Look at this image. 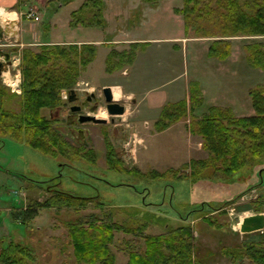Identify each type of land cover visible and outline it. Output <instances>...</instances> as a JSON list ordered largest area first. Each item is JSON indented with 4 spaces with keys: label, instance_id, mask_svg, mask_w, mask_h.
Here are the masks:
<instances>
[{
    "label": "rangeland",
    "instance_id": "374dc122",
    "mask_svg": "<svg viewBox=\"0 0 264 264\" xmlns=\"http://www.w3.org/2000/svg\"><path fill=\"white\" fill-rule=\"evenodd\" d=\"M86 1L88 0H18L16 4L18 11L23 7L25 9L23 15L18 13L17 21L29 22H22L24 38L18 37L19 43L12 38V41L0 44V50L9 53L13 61L9 71L0 78V88L5 89L8 96H12L11 99L4 98L5 109L12 111L19 108L20 98L17 96L22 95V55L23 51L29 48L39 51L40 45L48 43L94 44L97 46V53L77 83L80 84V89L101 94L105 87L120 82L126 89L128 84L136 85L137 90L145 94L158 83L162 85L159 90L173 88L188 76V70L193 75L192 63L194 60L197 61L196 51L208 47L210 49L216 40L197 38L192 34L186 36L201 41L189 44L188 67L185 56L183 58L181 53H178L177 57L171 59L168 56L165 58L160 56L157 62L151 59L153 61L151 67H149L151 63L141 60L135 69L130 66L129 76L122 73L129 66L110 74L106 71V58L115 49L128 51L130 45L125 43L127 38L182 37L185 31L184 20L176 10L184 7V0H164L161 8L152 12L150 10L147 12L146 6H156L163 0L155 5L144 0H104L106 7L104 29L97 26L72 28L69 26L72 14ZM30 12L37 15L40 21L28 19L26 15ZM9 21H13L12 18ZM30 21L35 23L32 24ZM36 37L38 39H35ZM228 40L233 47L230 56L234 59L233 64L227 67L225 63H221L223 61L215 59L217 66L215 77L219 81L212 87L209 100H220L225 91H231L227 86L232 87L233 95H236L237 99L245 96V103L236 110L230 109L238 118L251 117L254 110L249 91L258 86L264 87V69L248 64L245 46L264 44V37L244 36ZM12 48L13 52L10 50ZM151 72L169 75L165 79L161 75L152 78ZM18 79L20 89H16ZM113 88V91L117 89ZM13 89L21 91L20 94ZM114 98L125 105L127 113L123 117L114 118L115 122L110 123L111 118L104 108H101L95 116L106 119L109 124L87 126L93 139L88 140L89 147L85 148L84 152L93 151L95 162L92 163L82 157L77 158L78 160L73 163L74 168L63 170V176L55 181L49 180L60 174V163H70L68 159L47 156L23 141L0 134V241L4 240L3 246L11 242L28 246L34 255L32 264H74L73 247L68 236L69 223L80 220L85 222L94 216L107 221L112 215L113 221L120 224L124 230L115 233L111 249L116 255V264H128L129 252L144 248L143 234H164L167 231L163 225L168 224L173 228L184 225L182 218H186L188 213L200 204L221 205L243 194L237 203L226 208L225 215L212 216L223 225L222 229L209 227L196 220L193 228L196 256L205 259L206 264H231L222 256V248L237 246L245 240L254 243L259 241L258 232L248 236L241 234L240 222L247 216L258 214L257 210L264 213V190L249 189L264 182V172L262 174L264 160L254 172L242 173L240 180L219 178L216 181L193 184L180 179L183 175L190 174V168L184 169L185 165L190 166L193 160L208 158V152L203 149V138L194 135L191 126L194 118H200L211 107H218L213 106L215 103H205L204 99L203 106L198 108L193 116L190 115L178 122L181 129L180 137L177 135L179 130L176 129L154 138V134L158 132L151 116L148 123L140 121L142 115L139 113V100L122 95L120 98L114 95ZM246 99L249 104H246ZM227 104L225 103L226 106L222 108H229ZM43 114L49 116V111L46 110ZM105 135L123 158V161H119L118 171L110 169L111 166L107 162ZM155 171L165 175L156 177ZM146 175L149 179H145ZM55 184L57 185L53 186ZM49 187L54 192H49ZM56 192L75 197L95 198L103 207L94 203L83 206L75 204L73 207L56 206L51 209L37 206L57 195ZM30 209L36 210L31 218L28 214ZM120 210L138 215L135 218L122 216L119 214ZM147 213L156 216L145 218ZM145 223L147 226L145 233L135 231L137 225Z\"/></svg>",
    "mask_w": 264,
    "mask_h": 264
},
{
    "label": "trees",
    "instance_id": "16d2710c",
    "mask_svg": "<svg viewBox=\"0 0 264 264\" xmlns=\"http://www.w3.org/2000/svg\"><path fill=\"white\" fill-rule=\"evenodd\" d=\"M155 5L161 0H144ZM104 0H88L72 14L70 26L93 27L104 29ZM183 17L185 34L197 38H216L212 43L208 57L226 61L232 55L230 38L244 36L264 37V0H184V7L176 10ZM110 42V41H108ZM148 43H134L128 51L112 50L106 58V71L110 74L131 66L140 48ZM246 59L251 67L264 69V44L245 46ZM97 46L94 44H42L39 51L31 48L23 51L21 71L23 76L22 95L18 110L5 109L4 98L11 99L5 89L0 88V134L14 137L25 142L31 148L53 158H84L95 162L93 151L73 150L72 146L54 128V122L43 114L65 105L62 99L64 90L76 88L82 73L94 61ZM254 115L236 117L230 108L211 107L200 118L192 121L191 132L203 138V149L208 158L193 160L190 174L181 180L193 184L201 181H216L219 178L242 179L241 174L254 172L264 160V87L258 86L249 91ZM204 104V97L198 82L190 84V100L167 104L155 123L158 133L164 132L174 124L194 115ZM107 162L110 169L118 171L119 159L109 137L106 135ZM264 170H262L263 174ZM155 176L165 174L154 172ZM145 179H149L146 175ZM262 188L264 182L249 189ZM53 192V191H49ZM52 198L38 204L41 208L56 206L73 207L75 204H96L103 207L95 198L75 197L56 192ZM244 196L221 205L200 204L183 217L184 225L171 227L163 225L167 232L160 235L143 234L144 248L129 252L128 264H206L205 259L196 256L193 231L202 221L209 227L222 229L216 214L225 215L226 208L237 203ZM36 210L30 209V218ZM257 213L261 211L257 210ZM122 216L135 218L137 215L120 210ZM156 216L147 213L146 216ZM114 216V215H113ZM195 216V217H194ZM109 220L103 221L96 216L85 222L69 223V239L73 247L74 264H116V255L111 249L115 233L123 231L120 224ZM111 218V219H110ZM192 219V220H191ZM161 220V219H160ZM192 222L194 224L192 225ZM194 227H192V226ZM146 223L137 225L136 232L145 233ZM129 232V231H127ZM258 242L243 241L233 247H224L221 254L231 264H264V232ZM248 236V234L244 235ZM0 241V264H32L34 255L28 246L11 242L3 246Z\"/></svg>",
    "mask_w": 264,
    "mask_h": 264
},
{
    "label": "crops",
    "instance_id": "0c3cea01",
    "mask_svg": "<svg viewBox=\"0 0 264 264\" xmlns=\"http://www.w3.org/2000/svg\"><path fill=\"white\" fill-rule=\"evenodd\" d=\"M17 2L18 0H0V21L6 22L11 20H16L18 19V13L21 15L24 14L23 10L25 9L20 8L19 11L17 9ZM165 1H161L158 5L156 6H146V11L152 12L153 10H157V8H161V5H163ZM146 14V13H145ZM174 14V13H173ZM174 16L178 19L180 17L176 14ZM26 18V17H25ZM18 22V21H17ZM22 22H29V21H21L19 23V27L17 30L19 31V38L18 39H23L24 38V29L22 28ZM71 22V21H70ZM69 22V26H70ZM30 23L34 24L35 22L30 21ZM35 39H38L36 37ZM175 40V41H171ZM197 39H192V38H187L184 35L180 38L176 39H169V38H161V37H131L127 38V41L125 43L131 45L134 43L142 44V43H148L147 45L144 46V48H140L139 52L136 55V59L134 63L131 65L132 68L135 69V66L139 64V62L146 61L151 63L149 67L153 66V61L151 59H154L156 62L158 61V58L161 56L162 58H165V56L170 57H177L178 53H181V55L185 56V63H187V67L189 65V44H197L198 42L201 41H196ZM199 40V39H198ZM7 42L12 41L11 38L6 39ZM37 41V40H36ZM111 43V42H110ZM63 44V43H62ZM183 45V46H182ZM200 46V45H198ZM142 51V53H141ZM197 61L194 60L193 64V75L189 74L187 77L183 78V81L181 83H178L176 86L169 90H159V88L162 86L159 83L156 86H153V88L150 89V91L144 93H140L137 89L136 85L133 84H128L127 89L124 88V84L120 82H115L112 84L110 87L114 90L113 87H116L117 89L114 92V95L116 93L122 95L123 97H127L129 99H134L137 98L139 101L140 105V111L139 113L142 115L140 117V121H144V123H148L149 117L151 116L152 122L155 124L161 114L162 109L169 103H176L182 100H187L189 102L190 100V84L191 82H198L200 84V87L202 89V92L204 94V99L205 103H211L213 102V106H218V107H225V103H228L232 110H236L237 108L240 107V105H243L245 103V96H240L238 99L236 95H233V88H229L227 86V89L231 90L228 92H224L223 95L221 96L220 100H209V95L212 87H215L216 84H218L219 79H217L216 76V60L209 58L208 57V52H209V47L207 49H201L197 50ZM143 58V59H142ZM234 59L230 58L226 61H219L221 63H225L227 67H231L233 64ZM162 62V61H161ZM218 62V61H217ZM157 65V64H156ZM169 65V64H168ZM241 65V63H240ZM130 66L126 68L122 73L126 74L127 76L130 75ZM148 67V69H149ZM151 77L155 78L158 77V75H161L164 77H168L169 73L165 75V73H153L151 72ZM211 73V75H210ZM179 82V81H178ZM214 89V88H213ZM247 100V99H246ZM209 101V102H208ZM211 101V102H210ZM246 104L248 103V100L246 101ZM221 105H218V104ZM178 129L179 132L177 135L180 137L181 129L180 125L175 124L171 126L169 129H167L164 132L161 133H155L154 138H156L159 135H163L169 132H172L173 130ZM185 223V222H183ZM194 222H192L193 224Z\"/></svg>",
    "mask_w": 264,
    "mask_h": 264
},
{
    "label": "flooded vegetation",
    "instance_id": "af4514ba",
    "mask_svg": "<svg viewBox=\"0 0 264 264\" xmlns=\"http://www.w3.org/2000/svg\"><path fill=\"white\" fill-rule=\"evenodd\" d=\"M14 48V47H13ZM12 49L11 52H13ZM3 51V50H2ZM6 52V51H4ZM7 53V52H6ZM12 58V57H11ZM0 61L4 62L5 59L0 57ZM1 78V77H0ZM65 91V90H64ZM63 91V92H64ZM76 91V95L71 96V93L66 90L67 97L63 96L62 92V99L65 101V105L54 110L49 111V117L54 122V128L61 134V136L72 146L73 150H85L88 149L89 139H93L92 135L90 134V128L87 127L88 125H108L109 123L104 124H96L94 122L84 121V117H93L95 114L101 109L104 108L106 113L108 114V106L110 105L106 101V95L102 91L101 94H97L95 91H89L87 89H78ZM72 97V102L69 100ZM118 103L120 106L125 108V114L127 113V109L124 104L120 103L119 101H114ZM121 107H114L113 110H120ZM124 114V115H125ZM124 115L112 116L108 114L110 119V123L115 122L116 117H123ZM106 139V135H105ZM87 151V150H86ZM117 158L120 161H123L122 156L115 150ZM78 160L77 157L72 158L70 163H60V174L50 179L49 181H55L63 176V170L74 168L73 163ZM72 162V163H71ZM48 181V182H49ZM57 184L53 185L56 186ZM48 191L51 190V187L48 188ZM54 192V191H53ZM84 198V197H83ZM91 199V198H89ZM93 199V198H92Z\"/></svg>",
    "mask_w": 264,
    "mask_h": 264
},
{
    "label": "water",
    "instance_id": "95a60500",
    "mask_svg": "<svg viewBox=\"0 0 264 264\" xmlns=\"http://www.w3.org/2000/svg\"><path fill=\"white\" fill-rule=\"evenodd\" d=\"M19 27V23L16 20L13 21H6L2 22L0 21V44H3L7 38H13L16 39V42L19 43V40L17 38L19 37V31L17 28ZM16 50V49H15ZM0 57H3L5 59L4 62L0 61V77L4 73H7L10 69V67L13 65V61L11 58V55L9 53H5L4 51L0 50ZM103 92L106 95V101L110 104L108 106V114L112 116H118V115H124L125 114V108L120 106L118 103H115L114 101V92L112 87H105L103 89ZM71 96L76 95V91L72 90L70 91ZM69 102H72V97L69 100ZM121 107L120 110H113L114 107ZM84 121L94 122L96 124H104L107 123L106 119H100L96 116L93 117H84ZM240 233L241 234H251L255 232H263L264 231V213H258L255 215L247 216L243 219L242 222H240Z\"/></svg>",
    "mask_w": 264,
    "mask_h": 264
},
{
    "label": "built area",
    "instance_id": "2783aa9c",
    "mask_svg": "<svg viewBox=\"0 0 264 264\" xmlns=\"http://www.w3.org/2000/svg\"><path fill=\"white\" fill-rule=\"evenodd\" d=\"M26 17H27L28 19H34L35 21H39V20H40V18H39L37 15H35L34 13H32V12H30L29 14H27ZM16 80H17V79H16ZM18 80H19V79H18ZM13 87H14V86H13ZM77 87H78L77 90L80 89V88H79V87H80V84H77ZM14 88H15V87H14ZM17 88L20 89V80L18 81V84H17V86H16V89H17ZM13 91H16V90L13 89ZM16 92H18V93L20 94L21 91H16ZM67 95H68L67 92L64 91V92H63V96L66 98Z\"/></svg>",
    "mask_w": 264,
    "mask_h": 264
},
{
    "label": "bare ground",
    "instance_id": "6f19581e",
    "mask_svg": "<svg viewBox=\"0 0 264 264\" xmlns=\"http://www.w3.org/2000/svg\"><path fill=\"white\" fill-rule=\"evenodd\" d=\"M115 97L120 98V95L118 93L115 94Z\"/></svg>",
    "mask_w": 264,
    "mask_h": 264
}]
</instances>
